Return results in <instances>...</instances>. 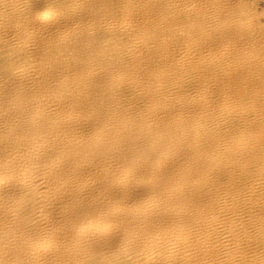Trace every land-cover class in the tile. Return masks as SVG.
Wrapping results in <instances>:
<instances>
[{
    "label": "bare ground",
    "instance_id": "6f19581e",
    "mask_svg": "<svg viewBox=\"0 0 264 264\" xmlns=\"http://www.w3.org/2000/svg\"><path fill=\"white\" fill-rule=\"evenodd\" d=\"M262 16L0 0V264H264Z\"/></svg>",
    "mask_w": 264,
    "mask_h": 264
},
{
    "label": "rangeland",
    "instance_id": "374dc122",
    "mask_svg": "<svg viewBox=\"0 0 264 264\" xmlns=\"http://www.w3.org/2000/svg\"><path fill=\"white\" fill-rule=\"evenodd\" d=\"M244 1L249 3V5H251L252 7H254L257 13H261L262 11H264V0H244ZM260 22L261 23L264 22V16L260 18ZM3 58H4L3 56H0V69L4 65ZM5 65L7 66L8 64L6 63Z\"/></svg>",
    "mask_w": 264,
    "mask_h": 264
}]
</instances>
